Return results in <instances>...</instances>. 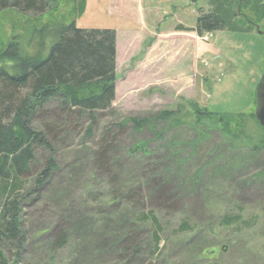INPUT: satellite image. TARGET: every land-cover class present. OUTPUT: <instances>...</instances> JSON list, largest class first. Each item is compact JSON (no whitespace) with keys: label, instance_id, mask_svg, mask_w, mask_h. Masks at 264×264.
I'll return each mask as SVG.
<instances>
[{"label":"rangeland","instance_id":"374dc122","mask_svg":"<svg viewBox=\"0 0 264 264\" xmlns=\"http://www.w3.org/2000/svg\"><path fill=\"white\" fill-rule=\"evenodd\" d=\"M214 1H134L154 35V24L184 27L177 47L153 51L124 45L128 30L139 26L116 11L131 6L129 1L85 0L76 26L118 34L114 101L95 114L92 125L86 114L62 113L57 98L46 104L40 121L51 128L46 136L51 149L34 146L21 216L26 241L21 251L6 244L7 264H264V145L256 153L249 146L264 134L254 116L255 88L264 70V33L256 26L264 31V19L252 22L248 32L196 34L187 26L216 9L229 28H245L243 19L250 21L243 0H219L216 6ZM251 2L248 7L257 3L264 11V0ZM55 8L40 21L0 12V50L16 38L22 55L32 51L34 28L50 19H71V4L58 1ZM141 35L144 43L154 40ZM190 37L192 43L186 41ZM206 41L210 47H197ZM194 101L220 112L212 124L198 117ZM168 109L176 111L172 117L156 119ZM132 117L149 123L137 131ZM218 117L232 120L230 128ZM234 131L240 139L229 143ZM50 157L57 167L35 190ZM146 211L161 226L158 248L150 224L132 223ZM225 214L240 220L225 226ZM56 228L66 234L62 247L54 245Z\"/></svg>","mask_w":264,"mask_h":264},{"label":"trees","instance_id":"16d2710c","mask_svg":"<svg viewBox=\"0 0 264 264\" xmlns=\"http://www.w3.org/2000/svg\"><path fill=\"white\" fill-rule=\"evenodd\" d=\"M58 1L71 4L69 21L63 19L57 22L50 19L49 23L34 28L31 43L34 48L24 55L20 53L16 38L0 50V264H7L3 254L6 244H14L21 251L26 241L21 216L24 192L35 161L34 146L40 144L48 151L51 149L46 137L51 133V128L40 121L46 104L57 98L61 102L62 113L80 116L86 114L92 125L95 114L111 108L115 97V30L78 28L75 20L84 11L85 0H0V12L11 10L40 21L43 16H52L51 12L56 10ZM218 1H214V6ZM243 1L246 2L244 8H248L251 14V17L247 15L250 20L248 22L242 18L245 28H229L216 9L200 14L190 29L198 35L223 29L233 32L250 31L254 22L264 19V11H259L257 3L253 9L248 7L247 5L252 4L251 0ZM177 29L184 27L178 26ZM194 103L197 105V102ZM201 107H195L196 114L199 118L207 117L212 124L213 116L220 112ZM175 112L172 109L162 110L156 119H169ZM237 114L240 115L238 118H242L240 112ZM225 118L218 117L217 122L230 128L232 120ZM36 121L41 124L35 126ZM129 122H132L137 131L149 123L148 119L137 117H132ZM237 128L241 131V128ZM228 134L232 137L229 143L240 137L235 131ZM263 145L264 134L249 146L256 153ZM98 153L103 154L102 151ZM56 167L52 157L46 160L35 180V190L48 180ZM159 188L155 190H161ZM163 192L161 190L158 193ZM112 201L115 204V199ZM136 220L150 224L152 244L158 248L161 226L154 212H142L132 223H136ZM239 220V216L235 215L222 216V224L225 226L237 224ZM187 225L184 223L183 227ZM65 244L66 234L56 228L54 245L62 247Z\"/></svg>","mask_w":264,"mask_h":264},{"label":"crops","instance_id":"0c3cea01","mask_svg":"<svg viewBox=\"0 0 264 264\" xmlns=\"http://www.w3.org/2000/svg\"><path fill=\"white\" fill-rule=\"evenodd\" d=\"M125 1H129L128 4L131 5V6H127V9L129 11H127V9L118 8L116 10L117 13H121L127 17H130L133 20V22H135L134 24H137V22H138L139 26H140V27L138 26L137 28L134 27L133 28L134 31L128 30V32L126 33V38L128 39V41L126 40L125 44H124V45H126V47H134V45H136V43H137V47H142V45H145V47H152L151 50L155 51L159 47H177L179 45V44L177 45V40L180 37H184L182 35V30H184V29H180V31H179L175 27L173 29H170V27L169 26L167 27V25H166L164 28H161L157 24H154V29L156 28V34L154 35V33H151L152 28H150L153 26V24L152 25L147 24L146 20H145V16L143 15L142 9L139 8L138 6L134 7L133 2L138 1V0H125ZM192 26H187V27H192ZM145 29L146 30L149 29V31H148L149 33L146 32ZM141 31L145 32V34H149V35L151 34V36L154 40L151 41L148 38L151 42L144 43L145 38H144V36L141 35ZM115 34H116V60H117L119 45H118V36H117L118 34L116 31H115ZM193 40H194L193 37H190V39L186 40V41H189L192 43ZM197 42H199V41H197ZM122 45H123V39H122ZM196 45H197V47H210L209 43L207 41L202 42V43H197ZM191 46L192 45H189V47H191ZM165 50L166 49H164V51Z\"/></svg>","mask_w":264,"mask_h":264},{"label":"water","instance_id":"95a60500","mask_svg":"<svg viewBox=\"0 0 264 264\" xmlns=\"http://www.w3.org/2000/svg\"><path fill=\"white\" fill-rule=\"evenodd\" d=\"M256 32L263 34L264 31L256 26ZM254 116L258 125L264 128V70L262 71L255 88V110Z\"/></svg>","mask_w":264,"mask_h":264}]
</instances>
